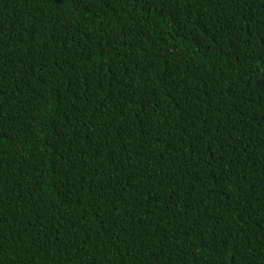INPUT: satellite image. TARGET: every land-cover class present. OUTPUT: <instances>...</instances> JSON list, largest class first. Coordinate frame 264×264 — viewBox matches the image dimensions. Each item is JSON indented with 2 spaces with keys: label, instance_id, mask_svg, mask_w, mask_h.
<instances>
[{
  "label": "trees",
  "instance_id": "obj_1",
  "mask_svg": "<svg viewBox=\"0 0 264 264\" xmlns=\"http://www.w3.org/2000/svg\"><path fill=\"white\" fill-rule=\"evenodd\" d=\"M0 233V264H264V0H0Z\"/></svg>",
  "mask_w": 264,
  "mask_h": 264
},
{
  "label": "bare ground",
  "instance_id": "obj_2",
  "mask_svg": "<svg viewBox=\"0 0 264 264\" xmlns=\"http://www.w3.org/2000/svg\"><path fill=\"white\" fill-rule=\"evenodd\" d=\"M18 223V222H17ZM18 225V224H17ZM8 231V230H7ZM1 234V233H0ZM152 237V236H151ZM2 240V239H1ZM8 244V243H7ZM6 246V245H5ZM9 248V247H8ZM25 255V254H24ZM8 256V255H7ZM29 256V255H28ZM67 256V255H66ZM20 258V257H19Z\"/></svg>",
  "mask_w": 264,
  "mask_h": 264
},
{
  "label": "snow or ice",
  "instance_id": "obj_3",
  "mask_svg": "<svg viewBox=\"0 0 264 264\" xmlns=\"http://www.w3.org/2000/svg\"><path fill=\"white\" fill-rule=\"evenodd\" d=\"M62 2H63V0H62ZM84 2L87 3V2H89V0H84Z\"/></svg>",
  "mask_w": 264,
  "mask_h": 264
}]
</instances>
